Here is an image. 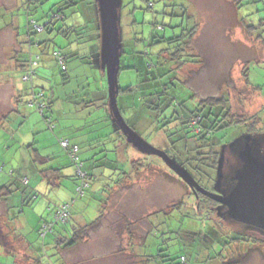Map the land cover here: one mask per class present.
I'll use <instances>...</instances> for the list:
<instances>
[{"label": "trees", "instance_id": "16d2710c", "mask_svg": "<svg viewBox=\"0 0 264 264\" xmlns=\"http://www.w3.org/2000/svg\"><path fill=\"white\" fill-rule=\"evenodd\" d=\"M19 1L22 0H18V2ZM25 1L26 2L23 3V8L27 13L28 29L26 35H28V37L25 42L20 41V43H26V45L19 47L17 50H12L10 57L12 54H15L14 52L20 51V48H25V50L30 53V57L28 60L23 61L16 59L9 60L12 64L11 69L18 70L17 75L13 74L14 77L16 76L23 85L26 84L25 88L22 90L23 94L20 96L17 103L22 101L23 96L25 105L30 108L34 107L40 111L42 118L47 122L46 130L56 132H62V129L56 124L54 117L55 110L52 106V102L56 97L60 98L59 101H61V99L66 100L65 103L61 102V113H64V115L66 114V110L77 113L80 109H83L81 112L83 116L90 115L95 112L94 107H97V105L106 107V111L109 114L110 112L107 106L108 81L105 72L98 66L100 29L96 1L91 0L87 2V5H89L87 14L92 23L90 30H86V28H88L87 23H81L76 20L74 15L79 3L84 0H59L53 3L49 10L42 13L40 16L41 19L30 18V15L37 13L39 8L48 0ZM131 2H133V0ZM131 2H128L129 6H126L130 8L127 15L133 17V7L135 8L134 10L140 9V7L131 4ZM241 2L242 0L237 2V10L238 4L242 5ZM172 4L171 7H179L181 11H169L167 7L170 4L164 3V9L160 11L162 21H156L152 18V21L147 22L143 19L144 22L150 24V32L146 33L144 29H142L141 32H136L129 42L126 40L123 41L120 71L132 69L136 73L135 82L131 81L125 86L119 83V94H132V100L135 102L132 106L130 105V116L132 120L129 121L124 115L123 116L127 123L136 131L138 130L137 127L141 129L142 125L143 127L152 129L156 137L162 141V145H153L164 150L170 157L174 158L179 164L185 167L203 187L211 190L216 177L218 160L222 148L221 145L223 141L227 142L230 140H223V138L230 134L229 130L225 129L236 122L234 118L231 117L229 98L225 93L218 97L207 96L195 98V92L191 88L192 91L191 94L188 95L189 97L179 98L177 96V84L175 80H177V78L179 80L182 79L177 77V70L174 66L195 62L198 58L193 52H190L192 49L190 47V42L196 27L195 23L193 24V17L188 14L190 7L187 8L185 0L184 4L175 3V1H173ZM71 8L73 9L71 10ZM140 10L143 9L141 8ZM3 11H5V9L2 11L0 10V29L6 28L7 25L10 24L13 27V31H15V40L19 46L18 38L24 39L26 35H24V38L19 37V26H16V22L13 18L11 21L4 20L2 16ZM172 15L178 18V21L175 23H172L174 20L172 19ZM164 16L168 17L169 20L165 22L164 19L166 18ZM40 20L43 22H40ZM143 20L141 22L142 24ZM241 20L242 22L248 23L246 29L249 33L250 30H254L258 26L261 27V24L264 25L263 18L260 19L258 25H253L243 18H241ZM132 21L133 23L137 22L136 19ZM261 30L262 34L260 33V35L256 36L257 40H261L262 37L264 38V28ZM39 32L60 36L64 43L54 41L50 36L39 38L37 41L33 38V35H38L37 33ZM139 33L141 37H138L137 34ZM123 36L124 35H122V37ZM261 41L264 44V39ZM51 42L54 44L53 50L48 52V55H44L45 51L43 53L41 51L44 48L45 50L48 49V47L51 46ZM57 45L58 47H56ZM33 46L43 47L39 52L32 53L31 49ZM150 48H152V50ZM152 51L156 53V58L162 60L161 62L153 63ZM6 57L9 58V55ZM46 57L50 58L49 62L45 61L44 58ZM248 63L249 62L246 63L244 69V77L245 80L250 83ZM52 66L55 67L56 73H58L61 78L55 75L54 69H49ZM47 76H50L51 79L47 78ZM79 76L83 77L84 80L80 81ZM258 87H261V85ZM188 99H193V102H195L191 107L186 105ZM120 109L122 111L121 107ZM123 112L124 111H122V113ZM10 114L11 112L0 117V128L5 125L4 121L6 119H8L9 122L11 119ZM108 114H106L105 111L102 113L104 116V128L109 130L114 127V129L106 135L102 136L91 133L88 134L87 132L79 133L78 131H71L64 134L62 133V136H56L62 148L66 149L68 155L72 159L73 163L71 162V164H74L76 173L74 191L77 197H83L88 188H92L94 184L95 187L90 191V198L91 200L92 198L97 200L98 204L96 205L99 210V214L93 220L84 224H72L71 237L65 241L66 246H73L88 239L102 222L106 221L107 211H109L114 204L112 196L115 198L116 194L123 191L128 183L136 184L138 178L143 176L142 173L146 171H155L151 168L154 162V160L151 159L155 158V156L157 157V155L144 153L138 156V162L133 159L130 160L129 158L131 166L127 167L128 160L126 159L125 153L126 151L128 152V148L131 144L127 142L124 134L120 132L119 128L112 121L110 114ZM22 116L24 118L23 120H25V116ZM141 123L142 125H140ZM112 132H114V134L109 137V134H112ZM138 132H140V130ZM235 134L236 132L232 133L231 137L235 136ZM104 137L113 139L114 146L107 145V147L114 148L110 151H113L116 160L114 158L110 162H115L117 164L118 173L116 174V178H112L111 175H109L111 177L110 182L103 181L99 184L92 183L91 181L92 179L95 180V176L85 169V162L79 155L80 150L82 144L92 145L96 142L103 141L102 139ZM31 138L32 140L29 141L27 144L28 146H34L38 143L33 140L34 136ZM99 146H103L102 143ZM100 149L101 151L103 150L102 148ZM97 152L93 154L94 157ZM37 156H39V152ZM104 156L105 158L108 157L107 153L101 156V158ZM48 158L50 159L51 157L44 156V160ZM121 160H125L126 165L124 167L119 165V161ZM103 163L104 162L100 163L99 166L103 165ZM234 164L235 162L231 165ZM62 168L56 169L62 170ZM172 172L176 174L175 171L172 170ZM8 173L9 175H13L14 171L11 170L10 172L8 171ZM100 174H103V172ZM165 174L167 175V173ZM107 178L108 176L103 179L107 180ZM21 181L24 185L29 183L28 179ZM187 186L191 191V187L189 185ZM132 187L133 186L126 188ZM14 191L15 187L13 181L0 183V198L5 199V195H12L11 193ZM191 194L193 195V192ZM38 195L39 194L35 192L33 198H38ZM155 196L157 195H150V197ZM200 196L201 199H197L196 201H198L197 205L199 210H201V215L204 214L207 219L213 221L216 202L208 196ZM28 199L29 197L27 200ZM71 203L72 201H66L59 203V205L54 204L53 206H48L47 209L53 214V217L51 219L41 218L42 220L37 230L38 237H42V239L45 240L47 236L54 231L56 224L62 223L61 225L63 228L68 225L69 217L72 214ZM184 204L185 199L182 198L174 202V204L172 202L168 206L166 205V207L162 206L161 202L158 204V209L153 212V215L155 216V213L163 210L168 212L170 209H179L180 206ZM64 205H67L68 215L65 220H62L57 216V213ZM135 209L136 208L133 207V209L131 208L129 210L132 212ZM139 211L135 210L134 212L137 213ZM134 212L131 213L133 217ZM127 218L132 219L131 217ZM134 218L137 219L136 221L142 219L140 213ZM127 222H130V220L127 219ZM11 224L10 226H12ZM43 224L50 226L44 235L41 233ZM229 224L234 230L230 229L229 232H225L218 228L216 229L212 222L208 234L201 236V262H208L210 264H244L248 259H245L242 253H244V255L250 253L251 255V251L248 249L247 251L241 252L244 249L243 247L248 248L247 245H249V247H255L258 252L264 253L263 231L256 228L247 229L245 225L240 223L236 224L234 222H229ZM167 227L164 222H158V225L154 227V234L149 237V242L144 247V249L147 250L141 252L134 251V255L137 259L135 263L188 264L190 259L189 252H181L179 255H172L169 252L173 240V230L171 229L172 227H170L171 230ZM1 233L2 229L0 228V234ZM188 234L195 237L197 233L189 231ZM187 242L190 243L188 239ZM191 242L193 243L194 240H191ZM130 244L132 247L134 246V243L130 242ZM41 252L42 254L37 256L36 259L38 264H63V261L57 254L51 251L46 252L43 249H41ZM40 258L44 260H40Z\"/></svg>", "mask_w": 264, "mask_h": 264}, {"label": "rangeland", "instance_id": "374dc122", "mask_svg": "<svg viewBox=\"0 0 264 264\" xmlns=\"http://www.w3.org/2000/svg\"><path fill=\"white\" fill-rule=\"evenodd\" d=\"M59 0H48L45 2L38 10L37 13L31 14L30 18L41 19L40 16L45 11L49 10L53 3ZM91 0H84L79 3L77 10H75V18L81 23H87L90 30L91 21L89 15L87 14V2ZM123 0L122 5V16H121V26H122V41H130L132 36L136 32H141L144 29V32L149 33L151 30L150 24L147 22L152 21L153 18L156 21H162L161 12L164 9V3L170 4L167 9L169 11L179 12L181 11L179 7H171L173 1L175 3H183L184 0ZM240 0H185L187 8H189L188 14L193 17L196 27L195 32L193 33L192 40L190 42V47L192 48L190 52L198 58L195 62L186 63L185 65H175L174 68L177 70L176 75L182 80H175L177 84V96L179 98H187L191 94V88L194 90L195 98L197 97H207V96H221L222 94H227L229 98V103L231 107V117L234 118L235 124L230 125L227 129L230 134H228L223 140L230 139L229 141L222 143L221 152L225 147L232 143L237 138L245 136L246 134H257L264 133V44L261 40H257L256 36L262 34V28L264 25L261 24V27H256L254 30H250V33L246 29L247 22H242L241 18L248 20L249 23L253 25L259 23L260 19L264 20V0H242V5L238 4V10L236 8L237 2ZM25 0H0V10L4 20L11 21L12 18L16 22V26H19L18 32L20 33L19 37L24 38V35L27 33L28 29V19L27 13L24 10ZM128 2L134 4L140 9L133 7L132 13L134 16L127 15L130 8ZM126 4V5H125ZM150 6V8H149ZM8 9V10H6ZM73 8H71L72 10ZM174 9V10H173ZM173 22L178 21V18L172 15ZM2 17V18H3ZM168 21V17L164 16ZM136 19L137 22L133 23L132 20ZM147 22H144V20ZM171 19V20H172ZM143 20V24L141 23ZM40 22H43L40 20ZM139 23V24H138ZM150 27V28H149ZM260 28V29H259ZM38 35H33L35 40L43 37H52L54 41L59 43H64L63 39L60 36L48 35L46 32L37 33ZM138 37H141V34H137ZM54 36V37H53ZM28 35L24 39L18 38L19 46L15 40V31L13 27L9 24L6 28L0 29V78L6 75H17L18 70H12V64L9 60H28L30 53L25 50V48H20V51L14 52L15 54L10 57L12 50H17L19 47H23L26 43H20V41L25 42ZM44 46V45H43ZM42 46V47H43ZM85 46V45H82ZM39 46H33L31 49L32 53H37L42 48ZM54 44L51 42V46L45 50L44 55H48V52L53 50ZM58 47V45L56 46ZM152 50V48H150ZM8 52V54H7ZM9 55V58L6 57ZM152 56L155 62H161L156 58V53L152 51ZM45 61L49 62V57L44 58ZM248 65V73L250 83L245 80L244 69L246 63ZM52 66L49 69H54ZM3 70V71H1ZM55 75H58L54 69ZM52 74V73H51ZM50 74V75H51ZM60 77V75H58ZM47 78L51 79L50 76ZM61 78V77H60ZM79 80L83 81L84 78L79 76ZM139 79V76H138ZM136 81V73L132 69L122 70L119 73V83L122 86H125L129 82ZM179 81V82H178ZM261 87H258L260 86ZM6 86V87H5ZM5 86L0 85V100H4L6 88H9V84ZM26 84L23 85V89ZM108 94V92H107ZM121 93L118 96V103L122 108L123 115L127 120H132L130 116L131 108L135 102L132 94ZM189 97V96H188ZM24 100V99H23ZM193 99H188L186 105L191 107L195 102ZM62 103H65V99H61ZM23 103L21 104V106ZM20 106V107H21ZM25 106V109H21L24 113L25 118H31V127L40 122H46L42 118V114L39 110L34 107ZM104 108V109H103ZM106 111L104 106H95L93 113L90 115L83 116L81 112L83 109H80L79 112H69L66 110V114L56 112L54 114L56 124L59 128L62 129V133H68L71 131H78L79 133L87 132L88 134L96 135H106L113 131L114 127L106 130L104 128L103 119L104 116L102 113ZM109 115V114H108ZM5 125L1 127V130H5L8 119L4 121ZM139 124V123H138ZM137 124V125H138ZM142 125V123L140 124ZM146 126V125H145ZM232 127V128H231ZM231 128V129H230ZM137 131L140 130V134L151 144L162 145V141L156 137L155 133L152 132V129L148 127H137ZM120 130V129H119ZM0 131V135L2 134ZM52 134L55 136V132L52 131ZM122 133V131L120 130ZM236 132L235 136H232V133ZM46 132H39L36 135L41 136L40 141L34 146H11L7 148L2 146L3 142H0V174L5 176L9 175L8 171H14L13 175H9V178L14 182L15 191L10 195L9 201H14V208H16L17 214L23 219V213L30 215L29 223L31 225L30 230H36L37 222H41L42 215L45 214H36V210L28 206L29 201L32 200L35 202L36 199L33 198L34 192L36 191L39 194V200H46L49 202V205L53 206L59 205V203L65 202L64 199L67 196L74 194V197H77V194L74 191L76 180H75V167L72 165V159L68 155L65 148H62L60 142L56 137L52 140L44 137ZM112 134H109V137ZM123 134V133H122ZM104 137L102 140L96 142L92 145L82 144L80 150V157L85 162V169L88 170L91 174L95 176V180L92 179V183L99 184L100 182H110V178H116L118 173L117 164L110 162L113 160L114 148L107 147V145L114 146L112 138ZM231 137V138H230ZM107 139V141H106ZM166 142V140H165ZM102 143L103 146H99ZM91 146V147H90ZM102 148L103 150L101 151ZM160 148V147H158ZM161 149V148H160ZM38 150V151H37ZM98 151V152H97ZM39 152V156L37 153ZM96 153L94 157L93 154ZM107 153L108 157L101 158V156ZM143 153L136 150L132 145L126 151L125 156L127 161V167L131 166L129 161L133 159L138 162V156H141ZM223 172L229 170L228 163L232 164L234 161L230 157L228 148L223 153ZM44 156H50L51 158L44 160ZM137 159V160H136ZM98 160V161H94ZM116 160V158H115ZM154 162L151 165V168L154 169V172L146 171L142 173L143 176L138 178L136 184L128 183L126 187L139 186L151 188V192L157 195L158 204L161 202H166L168 200L167 206L173 202L178 201L179 199H185V204L181 205L178 209H168L169 211H159L155 213V219L157 222H168V225L172 227L173 230V240L169 252L172 255H179L181 252H189V262L188 264H210L208 262H201V236L208 234L209 228L213 222L214 227L220 229L221 231L229 232L230 229L234 230L233 227H230L229 221L227 219L218 216V212L215 209L214 219L211 221L207 217L201 215V210L197 205L201 196L197 197L194 193V189L190 191V188L187 184L180 180V178L172 172L170 168L167 167L165 161L156 157L152 158ZM103 165L99 166L100 163ZM119 165L124 167L126 165L125 160L119 161ZM73 163V162H72ZM2 165H4V170H7L5 174L2 171ZM114 165V166H113ZM62 168V171H70L71 176L67 177L65 180L62 179V184L60 187L53 183L52 178H49L48 171L54 170L56 168ZM149 168V167H148ZM44 172V173H43ZM103 172V174H100ZM144 172V171H143ZM167 173V175L165 174ZM111 175V177L109 176ZM93 176V178H94ZM108 176L107 180L103 178ZM103 177V178H102ZM195 178V177H194ZM28 179L30 184L24 185L21 180ZM53 186L55 188H53ZM35 188L36 190H32ZM95 187L93 184L92 188H88L83 197H77L76 203H74L72 208V214L69 217L68 222H81L91 221L97 217V200L90 198L92 189ZM124 188L121 195L116 194L114 200H120L119 204H114L109 210V217L112 216L119 217L122 213L130 211L133 209V204L131 201H140L143 197V200L146 202V195H141L139 193H132L129 191L130 188ZM30 189L29 201L23 203L22 195L26 190ZM59 190V191H58ZM200 195L201 193L197 191ZM18 198V199H17ZM79 198V199H78ZM136 200H132V199ZM170 202V203H169ZM124 203V204H123ZM123 204V205H122ZM48 205V206H49ZM46 206V207H48ZM139 206L135 209L139 211ZM170 208V207H169ZM24 209V210H22ZM93 210V211H92ZM134 210V211H135ZM47 213H50L47 211ZM112 214V215H111ZM111 215V216H110ZM45 217V216H44ZM109 222V221H108ZM15 224H22L23 222H14ZM68 223V224H69ZM62 223L56 224V228H61ZM67 224V223H66ZM0 225H2L0 223ZM3 229V226H0ZM189 231H192L195 234L191 236L188 234ZM249 233V232H248ZM34 234L31 233L29 237ZM189 235V236H188ZM15 239V246L21 248L22 243L18 239V235L11 234ZM184 236V238H183ZM190 243L187 242V239ZM191 240H194L192 243ZM1 243L8 244L5 240L3 233L0 234ZM39 244H44L48 239L43 240L42 237L36 239ZM243 247L241 251H251L248 255H242L244 258L248 259L244 264H264V253L258 252L255 247ZM240 253V251L238 250ZM250 256V257H249ZM168 263V262H166Z\"/></svg>", "mask_w": 264, "mask_h": 264}, {"label": "crops", "instance_id": "0c3cea01", "mask_svg": "<svg viewBox=\"0 0 264 264\" xmlns=\"http://www.w3.org/2000/svg\"><path fill=\"white\" fill-rule=\"evenodd\" d=\"M6 84H9L10 86L9 88H6L7 91L5 93L4 100H0V117L11 112V119L10 123H7L5 130L2 131L0 128V131H2V134L0 135V142H3L2 146H24L32 140L31 137L33 136V140H35V142H39L41 136L36 135L39 132H46L44 137L48 138L49 140L54 139L57 135L62 136V132L60 131H54V136L51 130H46L47 125L45 122H39L37 126L35 125L34 127H31V118H25V120H23L24 118L22 115H24V113L22 111L20 112L21 109H25V106H23L25 105L23 102V96L22 101L17 103L20 99V96L23 94V84L19 82L16 76L14 77V75L5 74L0 78V85L5 86ZM59 99L60 98L56 97L52 102L55 113L62 111V106ZM22 103L23 105L21 106ZM1 168L3 173L8 174L6 173L7 170H4V165H2ZM48 175L49 178H52L53 183L60 187L62 184V179L65 180L68 176H71V172L54 169L48 171ZM2 182H12V179L9 178V175L3 176L0 174V183ZM53 188L55 187L53 186ZM31 189L36 190L32 187ZM132 189H129V191H132V193H139L141 195L148 196L144 198L146 199V202L143 200V197L139 202L131 201V203L134 205V208H137L138 206L140 207L139 212L136 213L132 211L134 212V217L140 213L142 219L136 221L137 219L132 216L133 214H131L132 212L130 211H128L129 213L124 211L122 215H119V217L112 216L110 218L109 211H107V219H105L106 221L102 222V224L91 234L88 239L73 246H66L65 244V241L71 237V226L72 224L75 225L87 223L86 220H81V222H70L65 228H63V226L61 228H56L55 226L54 231L51 232L46 238L48 241L44 244H39L36 239L39 238L37 230L40 222H37L36 230H30V215H28V211L30 210L27 209L26 214L23 213L24 220H21V217L17 214L16 208H14V201H9L10 195H5V199L0 198V223L2 224L0 226L4 227L2 229V233L5 236V240L8 242V244L0 243V264H38L36 259L37 256L42 254L41 249L45 250L46 252L51 251L52 253L57 254L63 261V264H143L135 263L137 259L134 255V251L141 252L145 250L144 247L149 242V237H151V235L155 232L154 227L158 225V222H156L153 212L158 209V198L157 196L150 197L152 194L155 195L151 192V188L133 187ZM29 194L30 189L23 193L21 197L23 198V203L25 201L28 203L29 199L27 200V198L29 197ZM117 194L121 195L122 192H118ZM76 199L77 197H74V194H71L67 196L66 199H64L65 202L72 201L71 213H73L72 208L74 203H76ZM132 200L136 199L134 198ZM119 201L120 200H114V204H119ZM165 201L166 202H162V206L166 207L168 200L165 199ZM31 205H33L32 209L36 210L37 215L45 214V217L42 215L41 218L51 219L53 217V214L47 213L48 207L46 206L49 205L48 201L39 200L38 197L36 198L35 202L33 200L31 202L29 201L28 206L30 208ZM98 211L99 210L97 208V212ZM127 217H131L132 219ZM127 219L130 220V222H127ZM14 222L23 223L20 225L15 224ZM164 223L165 226H168L167 228L170 229L168 222ZM10 224L12 226H10ZM14 233L18 235V239L22 243L20 249L15 246V239L13 236H11V234ZM31 233H33L35 237L33 241H31L33 235L29 237ZM130 242L134 243L133 247ZM40 260L44 259L40 258Z\"/></svg>", "mask_w": 264, "mask_h": 264}, {"label": "water", "instance_id": "95a60500", "mask_svg": "<svg viewBox=\"0 0 264 264\" xmlns=\"http://www.w3.org/2000/svg\"><path fill=\"white\" fill-rule=\"evenodd\" d=\"M98 9L100 43L98 65L108 81L109 114L128 143L144 154L157 155L168 167L197 191L219 204L218 215L229 222L246 225L264 232V133L246 134L237 138L220 153L216 178L211 190L203 187L192 174L164 150L148 142L126 121L118 104L120 59L123 53V0H95ZM235 164L228 163L223 172V153L227 150ZM247 228V229H248Z\"/></svg>", "mask_w": 264, "mask_h": 264}, {"label": "built area", "instance_id": "2783aa9c", "mask_svg": "<svg viewBox=\"0 0 264 264\" xmlns=\"http://www.w3.org/2000/svg\"><path fill=\"white\" fill-rule=\"evenodd\" d=\"M67 215H68V213H67V205H64V206H62V208L57 213V216L60 219L65 220ZM49 228H50V226H46V224H43V226L41 228V233L44 235L46 233V230L49 229Z\"/></svg>", "mask_w": 264, "mask_h": 264}, {"label": "clouds", "instance_id": "9594fccd", "mask_svg": "<svg viewBox=\"0 0 264 264\" xmlns=\"http://www.w3.org/2000/svg\"><path fill=\"white\" fill-rule=\"evenodd\" d=\"M218 162H219V160H218ZM217 167H218V165H217ZM179 178H180V177H179ZM215 178H216V177H215ZM180 179H181V178H180ZM181 180H182V179H181ZM182 181H183V180H182ZM183 182H184V181H183ZM199 184H200V183H199ZM194 194H195V193H194ZM197 194H198V193H197ZM200 195H204V194L201 193ZM200 195L198 194L197 197H199ZM205 196H206V195H205ZM217 206H218V205H217ZM217 206H216V207H217ZM215 209H216V208H215ZM218 216H219V215H218Z\"/></svg>", "mask_w": 264, "mask_h": 264}, {"label": "flooded vegetation", "instance_id": "af4514ba", "mask_svg": "<svg viewBox=\"0 0 264 264\" xmlns=\"http://www.w3.org/2000/svg\"><path fill=\"white\" fill-rule=\"evenodd\" d=\"M215 201V200H214ZM216 202V206L219 204L217 201H215ZM216 208V207H215ZM245 227H247L246 225H245ZM248 228V227H247ZM249 229V228H248Z\"/></svg>", "mask_w": 264, "mask_h": 264}]
</instances>
